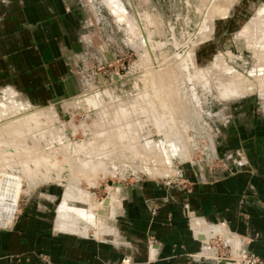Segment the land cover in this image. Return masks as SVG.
Masks as SVG:
<instances>
[{
    "label": "rangeland",
    "instance_id": "1",
    "mask_svg": "<svg viewBox=\"0 0 264 264\" xmlns=\"http://www.w3.org/2000/svg\"><path fill=\"white\" fill-rule=\"evenodd\" d=\"M122 2L128 14L139 15V26L147 38L152 59L141 58L143 52L132 45L131 41L136 40L127 25L108 3L92 0L88 5L90 23L82 33L90 41L72 69L79 85L77 94L34 105L12 89L0 90V126L5 132L0 135V169L14 175L18 170L22 179L14 216L27 199L38 196L46 200L44 194L52 195L48 209L53 220L55 214L56 227L70 233L60 228L63 224L58 220V211L64 201L65 186L81 179L80 187L91 195L87 203L97 208L98 223L102 224L91 225L82 220L80 226H86L85 232L72 233L108 237L113 229L107 221L116 215L121 188L149 180L186 187L191 179L228 172L232 163L242 160L240 152L223 151L234 138L228 126H234V113L240 109L264 115V91L254 80L244 87L242 94L238 93L233 82L221 79V73L228 69L218 61L230 64L244 78L257 70L260 63L255 44L244 31L258 15L264 0H225L227 15L214 17L211 24L204 14L212 0ZM145 14L148 18L143 17ZM204 19L210 32L188 49L192 37L204 32ZM231 91L233 95H229ZM92 98L98 102L92 103ZM13 100L21 104L19 114L43 109L38 121L27 122L15 112L7 114L5 107ZM122 108L129 111L127 117L120 115ZM154 110L156 115H152ZM10 119L13 124L5 126ZM135 121L142 124L134 129L133 138L126 141L116 128ZM93 140L97 144L93 150L99 151L96 154L105 162L96 175L92 171L88 173L90 178L88 174L80 177L71 165L84 158L91 160ZM84 141V150L78 152V142ZM128 148L138 151L133 153ZM149 240L154 242L148 235L147 247ZM37 257L43 264H56L45 252H37Z\"/></svg>",
    "mask_w": 264,
    "mask_h": 264
},
{
    "label": "crops",
    "instance_id": "2",
    "mask_svg": "<svg viewBox=\"0 0 264 264\" xmlns=\"http://www.w3.org/2000/svg\"><path fill=\"white\" fill-rule=\"evenodd\" d=\"M91 2L0 0V90L34 105L77 94L72 69L90 41L82 33ZM234 114L228 126L234 138L223 151L240 152L242 160L228 172L191 179L186 187L149 180L121 188L116 215L107 221L111 237L61 231L48 209L52 195L27 199L0 227V264H43L37 252L56 264H233L211 259L210 227L234 233L264 263V115Z\"/></svg>",
    "mask_w": 264,
    "mask_h": 264
},
{
    "label": "bare ground",
    "instance_id": "3",
    "mask_svg": "<svg viewBox=\"0 0 264 264\" xmlns=\"http://www.w3.org/2000/svg\"><path fill=\"white\" fill-rule=\"evenodd\" d=\"M105 3H108L109 7H112L114 9V12L117 14L119 20L121 22H124L127 25V30L128 32H130L132 34V36L134 37V39L136 41H131L132 45L134 46V48H138L140 50H142L143 54L141 55V58L145 56V58L151 57V53L149 51V44H147L143 31H142V27L139 26L140 24V20H139V15L134 16V15H130L126 12L125 8H124V3L122 2V0H104ZM225 0H212L211 5L209 7V9L205 12V17L209 16L210 21L209 24H211L212 20L214 17H224L225 15H227L228 12V6L224 3ZM259 8V7H258ZM146 12V11H145ZM258 15H256L253 19V22L250 23L248 26L247 24L245 26H247V28L244 31V34H246V36L250 39H252L253 43L255 44L254 46V52L255 55L257 57V59L259 60V67L257 68V70H254L251 73L250 77H246L244 78L243 75L237 73V71L230 65L227 64L225 62H222L221 60H219V64L220 65H224L225 68H227L228 70H225L224 73H221V79L223 81H230L233 82V89L235 90V86H237V91L238 93H243V89L244 87L246 88L248 85H250L251 82H253L254 80L256 82L259 83V90H263L264 91V3L262 4V6L258 9ZM115 14V15H116ZM144 18H148V16L143 15ZM204 17V18H205ZM148 24V23H147ZM207 21L204 19V21L202 22V26L205 28L204 32L206 31L207 33L205 34L204 32H198L197 34H195L194 37H192V39L189 41L187 48L189 49L192 46V43L194 44L195 42H198L200 40H202L204 38V36H206L208 34V31L210 32V29L207 31ZM144 25V24H143ZM147 29V28H146ZM148 34H150L149 32H147ZM150 36V35H149ZM244 36V35H243ZM248 40V39H247ZM249 41V40H248ZM153 42V40H152ZM156 44V43H155ZM258 44V46H257ZM154 49V48H152ZM189 51V50H188ZM252 52V53H254ZM165 57V56H164ZM144 58V59H145ZM150 59V58H149ZM152 59V57H151ZM153 61V60H152ZM151 61V62H152ZM154 62V61H153ZM158 63V62H157ZM153 65L154 69H157V67ZM214 66V65H213ZM170 67V66H169ZM217 68V67H216ZM158 70V69H157ZM154 72V70H153ZM159 72V71H158ZM170 72V71H169ZM190 73V72H189ZM171 75V74H170ZM146 77V76H145ZM148 77V76H147ZM146 77V78H147ZM174 77V76H173ZM145 78V80H146ZM149 78V77H148ZM218 78V77H217ZM144 80V81H145ZM184 81V80H183ZM236 81V83H235ZM157 82V81H156ZM254 83V82H253ZM252 85V84H251ZM226 86H224L225 88ZM222 89V88H220ZM222 91V90H221ZM220 91V93H221ZM230 92V91H229ZM232 92V91H231ZM224 94V93H223ZM234 92H232L229 95H233ZM154 95V94H153ZM157 98V97H156ZM93 99V98H92ZM91 99L92 103H96L98 102L97 98ZM5 103V102H4ZM7 103V102H6ZM9 104V103H8ZM163 104V103H162ZM7 105V104H6ZM21 106V104L19 103V101L13 100L11 102V105L6 106V113H13L15 112L17 115V117L19 118H24V120H26L27 122L31 121L32 119H37L40 117V115L43 112V109H39L36 111H28L27 113H21L19 114L21 107L19 108L18 106ZM17 106V107H15ZM46 109V108H45ZM47 110V109H46ZM170 111V110H169ZM3 112V111H2ZM23 112V111H22ZM23 114V115H22ZM120 115L127 117L129 115V111L127 110V108H122L120 110ZM152 115H156L155 110L152 112ZM168 116V115H167ZM45 117V115H44ZM124 117V118H125ZM15 118V117H13ZM123 118V117H122ZM5 120V119H4ZM18 120V119H17ZM40 120V119H39ZM38 121V119H37ZM5 122V121H4ZM3 123V122H2ZM38 123V122H37ZM13 124V119L10 120H6V123H4L5 126H9ZM19 124V123H18ZM17 124V125H18ZM22 124V123H21ZM142 123L139 121H135L133 123H125L122 124L121 126H119L118 129L120 131V136H122L123 139H126V141L131 140L133 138V135L136 133L134 132V129L137 126H140ZM155 124H157V120L155 119ZM31 125V124H30ZM33 126V125H32ZM158 126V124H157ZM2 125L0 126V135H3L4 130L2 129ZM28 127V126H27ZM26 127V128H27ZM30 127V126H29ZM28 127V128H29ZM4 128V127H3ZM18 128V127H16ZM21 128V126H20ZM22 129V128H21ZM32 129V128H31ZM137 129V128H136ZM11 129H9L10 131ZM15 130V128H14ZM18 130V129H17ZM13 131V129H12ZM134 132V133H133ZM5 133V132H4ZM12 133V132H11ZM14 133V132H13ZM18 133V132H17ZM26 133V132H23ZM12 135V134H11ZM16 135V134H15ZM99 135V134H98ZM17 136V135H16ZM119 136V137H120ZM1 137V136H0ZM135 137V136H134ZM2 138V137H1ZM0 138V139H1ZM7 139V137H6ZM5 140V139H4ZM8 140V139H7ZM22 140V139H20ZM54 140V139H53ZM89 141V140H88ZM87 141V142H88ZM125 141V142H126ZM1 142L5 143L4 141L1 140ZM26 142V140H25ZM24 144H28L27 142ZM54 142V141H53ZM94 142V140L92 141ZM109 142V141H108ZM111 142V141H110ZM11 143V142H10ZM9 143V144H10ZM21 143V142H20ZM52 143V142H51ZM85 141L82 142H78V152L79 151H83L85 148ZM128 145H130V143L126 142ZM1 145V144H0ZM96 143L94 142V144L92 145V154L93 157H90L91 160H88L86 158L84 159H80L81 161L79 162V164H75V165H71L74 166L72 169H74L79 176H86L88 173H92V171H95V175L97 174L96 170H98L99 167H101L103 165V163L105 162V159H102L98 156V154L100 153L99 151H97L96 149L93 150V148L96 147ZM103 145V144H102ZM106 145V144H104ZM5 146V145H4ZM34 146V144H33ZM36 146V145H35ZM131 146V145H130ZM2 147V145H1ZM16 147V146H15ZM28 147V146H27ZM22 148V147H21ZM29 148V147H28ZM15 149V148H14ZM14 149L11 148V151H13ZM19 149V146H18ZM23 149V148H22ZM130 152L136 153V151H138L137 149L133 150V148H128ZM6 150H7V146H6ZM17 150V148H16ZM20 150V149H19ZM18 150V151H19ZM26 150V149H25ZM32 150V149H31ZM61 150V149H60ZM77 152V149H75ZM10 151V150H9ZM17 152V151H16ZM91 152V151H88ZM97 152H99L98 154H96ZM103 152V151H102ZM10 154V152H8ZM13 153V152H12ZM7 154V153H5ZM22 154V153H21ZM89 154V153H88ZM88 154H85L88 156ZM8 155V154H7ZM6 155V156H7ZM11 155V154H10ZM61 155V154H60ZM59 155V156H60ZM12 156H14V154H12ZM58 156V155H57ZM56 156V157H57ZM58 156V157H59ZM91 156V155H90ZM55 157V156H54ZM57 157V158H58ZM62 157V156H61ZM60 157V158H61ZM96 157V162L95 158ZM57 158H55L57 160ZM67 159L69 158L66 157ZM65 158V159H66ZM89 158V157H87ZM2 159V158H1ZM14 159V158H13ZM59 159V158H58ZM62 159V158H61ZM65 159L63 158V160L65 161ZM3 160V159H2ZM55 160V161H56ZM70 160V159H68ZM75 161V159H73ZM72 160V162H73ZM59 161V160H58ZM63 161V162H64ZM60 161V163H63ZM67 162V161H66ZM69 162V161H68ZM70 163V162H69ZM96 163V164H95ZM7 166V165H6ZM67 167V165H66ZM106 167V166H105ZM6 168V167H5ZM12 168V166H11ZM4 169V168H3ZM103 169V167H102ZM101 169V170H102ZM9 170V169H8ZM46 171V170H45ZM58 171V170H57ZM61 171V169H60ZM104 171V170H103ZM15 172V171H14ZM19 171L17 170V174L14 175L15 173L13 172H9L6 171L5 169V173L0 169V182H1V190H0V225L6 226L8 225L11 220L14 217V213L16 211V205H17V197L19 195L18 193V189L21 183V180L19 178L20 173H18ZM44 172V171H43ZM47 172V171H46ZM53 172V171H52ZM74 172V171H73ZM37 173V172H36ZM49 173V172H48ZM56 176L58 175L57 172H55ZM60 173V172H59ZM24 174V173H23ZM45 174V173H44ZM51 174V171H50ZM77 174V175H78ZM29 175V174H28ZM27 175V176H28ZM76 175V174H75ZM76 175V177H77ZM38 176V174H37ZM93 176H94V172H93ZM74 179H77V178ZM88 177L90 178V174H88ZM39 178V177H38ZM96 178V177H95ZM79 180V179H78ZM78 180L75 181H69V183L65 186V193H64V201L62 202V205L59 207V211H58V220L63 224L62 225V229L66 230V231H70V232H85L86 230V226H84L83 228L80 226V224L83 221H88V223H91L93 225L99 224L101 225L102 223H98V217L96 216V213L93 211L92 208H89L88 204H87V200L90 199V193L87 192L86 190L82 189L80 187V180L78 182ZM20 181V183H19ZM23 184V183H22ZM20 190V189H19ZM21 192V191H20ZM18 193V195H17ZM19 198V197H18ZM75 203L78 204H83L84 207L78 206ZM75 206V207H73ZM77 206V207H76ZM85 209V210H84ZM97 209V208H96ZM108 209V208H107ZM112 209V208H111ZM106 216V215H105ZM98 218V219H97ZM104 220V219H103ZM67 222V223H66ZM103 227V226H102Z\"/></svg>",
    "mask_w": 264,
    "mask_h": 264
},
{
    "label": "built area",
    "instance_id": "4",
    "mask_svg": "<svg viewBox=\"0 0 264 264\" xmlns=\"http://www.w3.org/2000/svg\"><path fill=\"white\" fill-rule=\"evenodd\" d=\"M230 156V155H227ZM233 162V160H232ZM220 230L219 232L215 230ZM209 236L206 240L209 252H212L215 260H227L233 264H264L262 260L248 253L240 244L234 233L225 232L219 227H210ZM149 247L151 240L148 241ZM203 245V244H202Z\"/></svg>",
    "mask_w": 264,
    "mask_h": 264
}]
</instances>
